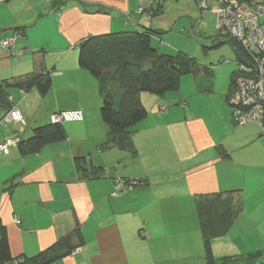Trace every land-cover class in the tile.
<instances>
[{
	"label": "crops",
	"instance_id": "0c3cea01",
	"mask_svg": "<svg viewBox=\"0 0 264 264\" xmlns=\"http://www.w3.org/2000/svg\"><path fill=\"white\" fill-rule=\"evenodd\" d=\"M153 5L151 0L0 1V42L14 37L16 27L25 28L11 49L20 54L0 46V80L32 70L34 60L52 77L45 96L36 89L10 90L21 121L0 118V143L26 138L55 111L83 115L63 124L64 140L36 154L21 156L16 145L0 154V222L13 257L33 255L79 224L83 245L61 264H205L196 198L264 199L260 168L258 178L248 181L241 157L246 144L260 136L249 131L256 123L244 125L243 132L235 127L227 94L213 93V79L207 90L199 76L186 75L177 91L163 97L142 93L148 115L129 134L132 151L116 144L99 147L108 127L100 116L98 83L78 66V43L97 34L154 28L155 19L138 12ZM75 156L102 167L101 175L82 177ZM114 177L144 183L121 186L114 196ZM228 257L238 263L242 256Z\"/></svg>",
	"mask_w": 264,
	"mask_h": 264
},
{
	"label": "trees",
	"instance_id": "16d2710c",
	"mask_svg": "<svg viewBox=\"0 0 264 264\" xmlns=\"http://www.w3.org/2000/svg\"><path fill=\"white\" fill-rule=\"evenodd\" d=\"M221 3H225V0H221ZM160 8V4L157 9L153 5L146 12L143 9L140 13H146L151 18ZM214 13L217 25V13ZM13 32L17 38L25 36L24 27H16ZM157 32L151 27L143 26L140 29L88 36L78 43V66L87 71L98 83L101 98L100 116L108 127L106 140L99 145L101 149L116 144L120 149L132 151L129 134L135 125L148 115V110L141 101L142 93L163 97L167 93L177 91L182 77L186 75L199 76L200 86L205 90L210 89L214 76L211 67L198 63L193 57L181 51L169 53L160 50L156 44ZM228 42L233 48L236 60H241L243 54L238 42L234 39H229ZM232 85L233 78L230 79V88ZM51 87V73L40 60H34L33 69L28 72L1 79L0 118H4L9 111L18 109L10 101L12 88L22 92L36 89L40 95L45 96ZM62 112H53L49 116V122L34 126L26 138H15L18 153L21 156L36 154L45 145L64 140L65 122L52 121L53 115ZM74 164L82 177H97L101 175L103 169L87 161L84 156H75ZM113 182L115 188L111 193L115 196L121 186L142 185L144 179L114 177ZM121 182L122 184L118 186ZM243 209V198H236L232 194H212L196 198V212L205 249V264H227L234 260L226 256L216 261L211 253V244L214 239L228 233L241 216ZM80 228V225L76 224L49 246L31 256L13 257L6 228L0 222V264H61L63 259L83 245ZM254 256L255 254H249L240 259H251Z\"/></svg>",
	"mask_w": 264,
	"mask_h": 264
},
{
	"label": "rangeland",
	"instance_id": "374dc122",
	"mask_svg": "<svg viewBox=\"0 0 264 264\" xmlns=\"http://www.w3.org/2000/svg\"><path fill=\"white\" fill-rule=\"evenodd\" d=\"M143 1L141 0V3ZM242 1L250 2L252 0ZM253 1L259 4V0ZM151 2L154 3L155 9H157L159 4L161 5L157 14L152 17L157 24L154 27L155 29L152 28L158 31L156 44L159 49L169 53L181 51L193 57L198 63L210 66L214 73L213 93H219L223 90L225 95L227 94L228 101L237 84L243 82L242 80H239L241 82L235 80L240 72H243L241 68L243 67V62L236 60L233 48L228 42L229 39L235 40L234 36L229 32H223L227 30L226 26L223 27V31L216 28V15L214 12L220 8V0H203L200 2L199 0H151ZM222 41L224 42L221 43ZM3 49L8 50L6 48ZM240 49L245 56V60L249 63L252 58L248 56L244 47L240 46ZM16 53L17 51L10 54L15 55ZM226 61L229 63H226ZM232 78L233 85L230 88L229 83ZM211 97L215 98V94H212ZM227 105L231 111L229 103ZM160 112H162V109ZM263 121L264 114L262 118L246 122L245 124L240 122V120L234 122L235 127L239 129L248 123H256L258 125L253 124L250 126L249 131L256 135L260 134V136L254 137L246 144L241 152V157L244 159L246 172L251 174L247 178L248 181L252 175H257L256 177L258 178L259 171L256 173V170L260 168L261 181L263 183L260 196L264 194ZM240 130L242 132L245 131V129ZM235 154L237 153L235 152ZM239 193L242 194V192ZM242 196L244 197V202H246L243 212L245 213L247 210V213L241 215L235 221L236 225L238 224L237 228H234L235 226L233 227V225L231 226L230 230L235 231L234 234H230L232 232L229 233V230L226 235L212 242L211 251L214 257L219 256L220 258L234 255L244 257L247 253H255V256L251 259H243L238 263L230 262L229 264H264V209L262 210L264 199H246L244 194Z\"/></svg>",
	"mask_w": 264,
	"mask_h": 264
},
{
	"label": "built area",
	"instance_id": "2783aa9c",
	"mask_svg": "<svg viewBox=\"0 0 264 264\" xmlns=\"http://www.w3.org/2000/svg\"><path fill=\"white\" fill-rule=\"evenodd\" d=\"M139 1L141 2V0ZM225 3H221L220 0V8L215 11L217 13L216 28L223 31V27L226 26L227 30L223 32L232 34L238 44L244 47L248 56L252 58V62L249 61V63L245 60L244 55L239 60V62H243V67H241L243 72H240L235 80H242L243 82L237 84L235 91L228 100L234 122L240 120L245 124L262 118L264 114V0H259V4L253 0L250 2L225 0ZM61 8L58 9L57 13ZM142 10L143 8H139V13ZM15 39V35L12 38L3 39L0 46L13 54L11 46H13ZM16 54L20 53L17 52ZM82 118V112L79 110L63 111L53 115L52 121L63 123L81 121ZM19 121H21V113L18 109L9 111L3 118L4 123ZM262 123L264 124V121ZM15 145L16 139L6 138L0 143V154H7L9 148ZM121 184L122 182L118 183V186ZM15 222L19 223V220L15 218Z\"/></svg>",
	"mask_w": 264,
	"mask_h": 264
}]
</instances>
